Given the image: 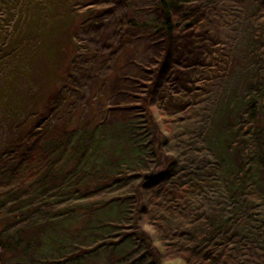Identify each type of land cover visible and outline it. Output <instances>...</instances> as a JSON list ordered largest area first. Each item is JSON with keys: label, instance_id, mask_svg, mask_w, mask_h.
<instances>
[{"label": "trees", "instance_id": "obj_1", "mask_svg": "<svg viewBox=\"0 0 264 264\" xmlns=\"http://www.w3.org/2000/svg\"><path fill=\"white\" fill-rule=\"evenodd\" d=\"M153 1L157 32L236 25L241 90L163 123L66 130L2 163L0 264H264V0L252 15L245 0Z\"/></svg>", "mask_w": 264, "mask_h": 264}, {"label": "rangeland", "instance_id": "obj_2", "mask_svg": "<svg viewBox=\"0 0 264 264\" xmlns=\"http://www.w3.org/2000/svg\"><path fill=\"white\" fill-rule=\"evenodd\" d=\"M153 2L0 0V165L66 130L147 114L163 123L167 112L241 90L236 25L157 32ZM252 21L264 40V17Z\"/></svg>", "mask_w": 264, "mask_h": 264}]
</instances>
